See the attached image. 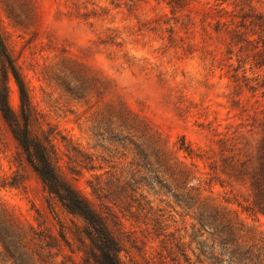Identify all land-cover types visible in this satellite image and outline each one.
Masks as SVG:
<instances>
[{"label": "rangeland", "instance_id": "1", "mask_svg": "<svg viewBox=\"0 0 264 264\" xmlns=\"http://www.w3.org/2000/svg\"><path fill=\"white\" fill-rule=\"evenodd\" d=\"M0 29L34 130L123 264H264V0H0ZM90 231L0 116V264H96Z\"/></svg>", "mask_w": 264, "mask_h": 264}, {"label": "trees", "instance_id": "2", "mask_svg": "<svg viewBox=\"0 0 264 264\" xmlns=\"http://www.w3.org/2000/svg\"><path fill=\"white\" fill-rule=\"evenodd\" d=\"M219 12L222 13V16L228 14L223 9ZM227 22L225 21L223 26ZM0 61L3 74L0 88V116L25 154L26 162L41 180L47 192L57 198L66 210L80 216L87 222L91 231L84 235H86V239L93 249L94 262L96 264H123L119 256L121 252L120 241L111 231L105 218L75 189L71 180L56 168L51 159L50 147L46 144L49 143V138H40L34 130V125L38 124L40 117L31 103L26 83L7 50L1 29ZM9 77L13 80L18 91L20 102L18 112H13L8 104L7 80ZM250 119H253L254 123L264 126V116L262 119L251 116ZM232 146L235 147L238 158H248L243 154L246 142L242 138L234 139ZM257 158L260 159L261 167L258 174L251 176L252 182L249 185L255 205L259 204L256 203L257 199H255L257 192H264V147L259 149ZM260 210L264 215V208ZM0 244L5 248L10 245V242L0 239ZM84 264H89L88 260H84Z\"/></svg>", "mask_w": 264, "mask_h": 264}]
</instances>
